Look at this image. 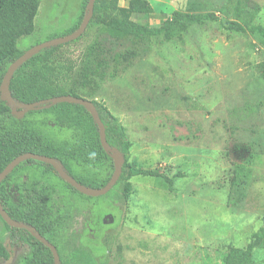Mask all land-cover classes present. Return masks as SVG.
Instances as JSON below:
<instances>
[{"label":"rangeland","instance_id":"1","mask_svg":"<svg viewBox=\"0 0 264 264\" xmlns=\"http://www.w3.org/2000/svg\"><path fill=\"white\" fill-rule=\"evenodd\" d=\"M249 1L149 0L153 12L133 14L135 22L160 25L174 11L204 19L142 38L90 22L66 47L78 60L71 86L119 119L130 162L172 181L132 177L88 201L56 177L41 179L56 187L54 210L66 214L59 239L68 264H225L264 226V0ZM83 4L43 0L19 48L66 36ZM10 237L0 219L11 254L0 264H27L34 249ZM250 264H264V242Z\"/></svg>","mask_w":264,"mask_h":264},{"label":"trees","instance_id":"2","mask_svg":"<svg viewBox=\"0 0 264 264\" xmlns=\"http://www.w3.org/2000/svg\"><path fill=\"white\" fill-rule=\"evenodd\" d=\"M42 2L43 0H0V87L9 66L25 52L19 48V41L33 34L35 18ZM88 4L89 0H84L78 22L66 35L80 27ZM253 7L256 12L260 11V6ZM153 10L148 0H129L127 8L121 7L119 0H97L91 22L115 32L142 38L159 37L175 30L186 31L189 26L201 23L204 19L180 11H174L164 23L155 26L142 25L132 19L133 14L149 15ZM78 41L44 49L21 66L10 82L15 102L25 107L27 104L59 96L84 98L70 84L78 60L65 50ZM91 101L106 127L108 143L125 158L121 178L114 188L122 181L137 176L164 178L172 188V181L166 175L156 170L142 169L130 162L133 144L125 127L104 102ZM26 153L55 159L79 183L94 189L104 188L115 170L112 156L102 148L99 128L84 107L61 103L28 112L19 119L13 114V106L1 100L0 93V173L15 158ZM48 175L58 179L65 193L77 194L88 201L97 199L79 193L59 176L52 165L28 160L16 167L0 184V201L12 219L35 228L57 248L61 264H68L59 239L66 223V214L63 210H54L52 201L56 187L40 184V180ZM16 177H25L27 181L19 183ZM10 187L19 192L18 202L10 194ZM0 219L2 220L1 216ZM2 222L11 232L12 244L24 242L34 249L33 257L27 264H55L51 250L28 231L11 228L3 220ZM263 242L264 226L254 234L253 241L245 249L231 248L225 264H250L254 250ZM0 255L6 260L11 258L10 252L2 244Z\"/></svg>","mask_w":264,"mask_h":264},{"label":"water","instance_id":"3","mask_svg":"<svg viewBox=\"0 0 264 264\" xmlns=\"http://www.w3.org/2000/svg\"><path fill=\"white\" fill-rule=\"evenodd\" d=\"M97 0H89V4L87 7V10L85 12V17L80 25V27L73 33L66 35L62 38L49 40L47 42H44L42 44H37L36 46H33L32 48L28 49L24 52V54L18 58L16 61H14L8 68L1 87H0V93H1V100L4 102H7L8 104L13 106V114L21 119L23 118L28 112L36 111V110H42L47 109L51 106H54L56 104L61 103H68V104H74L84 107L92 116L93 120L96 122L99 131H100V141L102 148L112 156L114 160V167L115 170L113 172V175L108 182V184L104 188L100 189H94L88 186H85L81 183H79L74 177L69 175L61 165H59L55 159L34 154V153H26L21 156H18L15 158L1 173H0V184L6 180V178L13 172V170L18 167L21 163L28 161V160H35L42 163H46L49 165H52L56 172L59 174V176L69 185H71L73 188H75L79 193L92 197V198H98L101 196L106 195L108 192H110L114 186L119 182L123 167L125 164V158L121 154L120 151L117 149L111 147V145L108 143L107 135H106V127L100 117V114L95 106V104L88 99H84L81 97H75V96H59L48 100H43L31 104H27L25 107L21 104H17L12 96L11 90H10V82L12 78L14 77L15 73L19 70L21 66H23L26 62H28L30 59H32L35 55L39 54L42 50L65 45L67 43L73 42L80 38L85 31L87 30L93 16H94V10H95V4ZM22 108L21 110L19 109ZM0 216L2 220L11 228L16 229H24L28 231L34 238H36L38 241H40L42 244H44L47 248H49L54 256V262L55 264H61V258L58 253L57 248L49 242L45 237L41 236L35 228H32L24 223H20L12 219L9 214L5 211L1 201H0Z\"/></svg>","mask_w":264,"mask_h":264},{"label":"crops","instance_id":"4","mask_svg":"<svg viewBox=\"0 0 264 264\" xmlns=\"http://www.w3.org/2000/svg\"><path fill=\"white\" fill-rule=\"evenodd\" d=\"M126 3L129 4L128 0H119V4H120L121 7H124L125 8L127 6Z\"/></svg>","mask_w":264,"mask_h":264}]
</instances>
